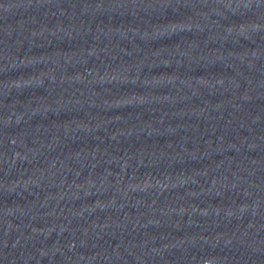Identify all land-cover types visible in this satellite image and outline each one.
Listing matches in <instances>:
<instances>
[{
  "label": "water",
  "instance_id": "95a60500",
  "mask_svg": "<svg viewBox=\"0 0 264 264\" xmlns=\"http://www.w3.org/2000/svg\"><path fill=\"white\" fill-rule=\"evenodd\" d=\"M0 264H264V0H0Z\"/></svg>",
  "mask_w": 264,
  "mask_h": 264
}]
</instances>
